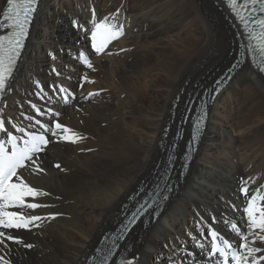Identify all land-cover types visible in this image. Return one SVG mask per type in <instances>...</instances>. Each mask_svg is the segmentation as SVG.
<instances>
[{"label": "bare ground", "instance_id": "obj_1", "mask_svg": "<svg viewBox=\"0 0 264 264\" xmlns=\"http://www.w3.org/2000/svg\"><path fill=\"white\" fill-rule=\"evenodd\" d=\"M38 4L29 44L11 78L5 125L13 131L7 124L11 118L14 125L26 126L29 122L21 113L35 116L31 107L35 105L45 113L36 119L46 126L58 120L84 139L75 144L52 142L49 134L51 143L40 155L44 173L20 170L28 183L48 193L32 201L46 207L29 212L46 219L31 231H13V238L22 244L10 243L7 256L10 264H85L103 234L124 219L122 206H134L131 193L150 186L163 169L183 108L173 104L178 92L184 90L180 100L191 92L200 97L202 87L230 66L224 67L236 58L237 48L228 50L239 42L238 29L221 0H38ZM7 7L6 0H0V16ZM57 10H63L61 18L69 16L70 22L61 25L50 20ZM106 18L116 30L122 25L123 35L97 54L91 34L94 23ZM43 29L67 39L74 37L72 30L78 31L72 43H66L76 48L68 54L56 53L57 67L46 71L51 79H44L46 74L31 77L26 71L17 80L28 58L41 50L30 53L34 49L30 44L37 40L38 46H54L55 41L38 36ZM81 54H89L91 69L81 64ZM205 73L212 75L208 84ZM85 76L92 82H84ZM90 93L99 95L87 98ZM211 108L183 178L177 166L190 134L191 116L182 124L187 133L177 141L178 158L172 159L170 177L177 183L163 211L156 220L137 224L122 242L121 247L129 245L125 255L133 264H216L209 251L211 232L234 245L241 243L232 226L241 232L246 227L245 182H250L249 193L264 185L262 76L246 63L211 101ZM188 178L189 186L176 200Z\"/></svg>", "mask_w": 264, "mask_h": 264}, {"label": "snow or ice", "instance_id": "obj_2", "mask_svg": "<svg viewBox=\"0 0 264 264\" xmlns=\"http://www.w3.org/2000/svg\"><path fill=\"white\" fill-rule=\"evenodd\" d=\"M37 4L38 0H7V10L3 12V19H0V30H7L6 34L0 35V264H10L7 256L10 243L22 244V241L13 238V231H31L39 228L41 226L39 222L46 219L29 215V212L46 207V205L32 201L48 193L28 183L20 170L27 169L30 175L44 173L40 155L49 144L47 138L49 134L53 137L52 142L75 144L84 139L72 129L61 125L58 120H54L51 126H46L41 120L36 119V116L42 117L45 113L35 105H31L35 116L21 113L22 118L29 122L26 126L14 125L11 118L7 119V124L13 127V131L9 132L5 125L4 111L7 108L6 97L11 90V78L37 11ZM228 6L237 25L241 28L240 35L246 41L240 46V56L244 57L247 54L259 71L264 73V0H228ZM107 20L108 18L106 22L94 23L95 30L91 34V41L97 54H102L108 44L123 35L122 25L119 30H116L117 26L107 23ZM81 55L83 63L91 69L92 65L88 57ZM243 62L241 59L237 64H233L229 73ZM230 78V74H226L225 77L217 80L213 88L209 90V95L218 92L221 84ZM83 79L84 82H92L87 81L86 76ZM58 90L62 94L66 92L63 88ZM94 95H99V93H90L87 98ZM40 98L43 99V96ZM68 98V95L64 96L65 102ZM201 112L202 115L194 125V134L188 144V148L192 151H195V144L204 130L206 114L203 109ZM32 128L42 131L30 132ZM14 133L20 135L17 136ZM190 158L189 155L186 159ZM169 159L173 158L169 157ZM55 167L60 168L61 166L56 164ZM184 167L186 169L187 165L185 164ZM249 183L246 181L243 188V194L247 199L245 230L241 232L237 225L232 226L240 234L241 243L239 245L230 244L223 239H218L215 232L210 234L213 241L210 252L213 257L217 258L219 264H264V185L249 193ZM167 198L166 195L163 197L165 200ZM144 207L141 205L142 209ZM147 207H152V204H148ZM137 213L143 215L140 209ZM134 217L138 218L136 214ZM134 222L135 219L132 223ZM116 239H123V235ZM257 244L261 246L256 247ZM25 247H31V245H25ZM113 251L114 249H109L107 253L99 257L97 264H107ZM123 264H133V261L126 260Z\"/></svg>", "mask_w": 264, "mask_h": 264}, {"label": "rangeland", "instance_id": "obj_3", "mask_svg": "<svg viewBox=\"0 0 264 264\" xmlns=\"http://www.w3.org/2000/svg\"><path fill=\"white\" fill-rule=\"evenodd\" d=\"M63 12H64L63 10H57L56 12H53L50 20H52L53 22L59 23L61 25L64 24V22L69 23L70 22L68 20L69 16H64L63 18H61V14L63 15ZM67 13L68 14H72L73 11L72 10H68ZM71 32L73 33L74 37L71 38V39H67L66 36H63V35L61 36V35L58 34V32L51 33L48 30L43 29V31L40 34H38V36H40L42 39L47 37L48 40L55 41V42L52 43V44H54V46H52V47H50V46L48 47L46 45L43 46L44 44L42 46H38L37 40H35L33 44H30V48H32V47L34 48L30 53L35 52L36 48L39 49L41 47L40 48L41 50L38 51L37 54L33 58H28L29 60H27L26 64H24L25 65V70L22 71L23 68H22V70H20L17 80H19L20 77H21V74H24V72H26V71L28 73H30L31 77H34V76L39 77L40 76V78H44L43 75L46 74L44 79H47V78L51 79V77L48 76L46 71L49 68H51L52 66L57 67V65H58L57 62H59V59H58V56H57L56 53L62 51L63 53H67L68 54L69 51H72V50H74L76 48V46L73 45V44H69V45L66 44L68 42V40H70V42L72 43V41L75 39V36H76L78 31L72 30ZM68 35H70V33H68ZM148 37H151V36H148ZM148 37L144 36V38H148ZM27 44H29V41H28ZM233 45L229 48L228 52L232 51L233 49L236 50L237 46H233ZM77 47H80V46H77ZM80 48H82V47H80ZM87 48H88V43H87L86 49ZM227 48H226V50H227ZM50 53H52V55H53L52 57H50ZM229 61H230L229 57H225L224 63H228ZM230 63L231 62H229L228 64L224 65V67H228L230 65ZM28 67L31 68L30 71H28ZM220 72L221 71H219V73ZM205 76L208 78V79H206V83L208 84V82L211 81V79H212V75L209 76L208 73H205ZM26 79H28V78H26ZM202 79H203V77H202ZM183 91L184 90L179 91L177 96H176V98L174 99V100L177 99V101H175L173 103V104H177V108H180L182 105H184V102L186 100L185 97L182 100H180V97H181ZM191 91H192V88H191ZM194 95L195 94H193L191 92V97H193ZM196 103L197 102H195V105H196ZM172 105L170 107V110L172 108ZM195 105H194V108H195ZM170 110L167 112V120L165 121V124H166L167 127H168V123H169L168 114L170 113ZM211 112H212V108L209 111L208 117L211 115ZM165 119H166V117H165ZM173 120H174V118L171 121L173 122ZM221 128L222 127H220V129ZM184 130L187 133V127H185ZM164 134H167V133L165 132ZM226 134H228V133H226ZM161 136H162V134H161ZM226 136L228 137V135H226ZM168 138H170V136H168ZM180 150H181V147H180ZM165 161H166V156H165ZM190 182H191V180H189V178L184 181V183L181 185L180 189L177 191L178 196H177L176 200L179 199L182 196L181 195L182 191L184 190L185 187L187 188L189 186ZM173 196H175V195L173 194ZM125 247L127 249L129 247V245H126Z\"/></svg>", "mask_w": 264, "mask_h": 264}]
</instances>
